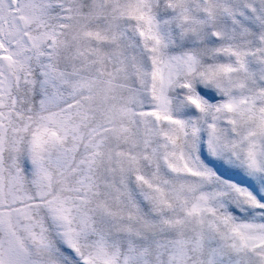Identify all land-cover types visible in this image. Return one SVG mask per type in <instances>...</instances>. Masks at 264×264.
<instances>
[{
    "label": "snow or ice",
    "instance_id": "6c2138e0",
    "mask_svg": "<svg viewBox=\"0 0 264 264\" xmlns=\"http://www.w3.org/2000/svg\"><path fill=\"white\" fill-rule=\"evenodd\" d=\"M0 264H264V0H0Z\"/></svg>",
    "mask_w": 264,
    "mask_h": 264
}]
</instances>
